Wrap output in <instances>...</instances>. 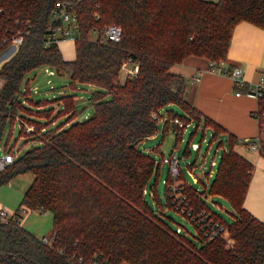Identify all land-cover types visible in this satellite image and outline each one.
<instances>
[{
    "label": "trees",
    "instance_id": "16d2710c",
    "mask_svg": "<svg viewBox=\"0 0 264 264\" xmlns=\"http://www.w3.org/2000/svg\"><path fill=\"white\" fill-rule=\"evenodd\" d=\"M63 3L76 14L72 61L63 59L56 42H49L50 26L56 25L51 13ZM240 22L264 28V0H0V42L23 34L15 54L0 66V136L16 110L44 119H29L41 144L0 171V186L19 174L33 175L13 216L0 219V264H264V223L243 206L253 165L234 150V137H227L208 188L230 204L231 223L208 211L202 199L205 189L198 192L188 185L181 172L175 179L193 214L205 212L208 220L223 227L210 238L192 222L198 244L169 228L145 201L146 186L160 162L136 147L162 131L153 114L161 115L168 105L182 112L165 110L170 118L210 127V142L224 132L187 101L186 81L170 67L189 56L214 64L224 61ZM109 25L120 27L118 42L91 39L93 29ZM125 61L138 70L123 80ZM39 67L97 87L90 97L92 115L73 122L76 111L70 96L60 98L55 117L53 108L36 112L24 107L20 84ZM29 101L35 108L47 104ZM60 115H66L65 121L51 127ZM255 116L264 134V90ZM19 125L21 136L24 128ZM173 129L177 137L180 129L175 124ZM259 152L264 157V139ZM171 182L168 175L165 205L173 209ZM20 208L52 215L47 243L21 226Z\"/></svg>",
    "mask_w": 264,
    "mask_h": 264
},
{
    "label": "rangeland",
    "instance_id": "374dc122",
    "mask_svg": "<svg viewBox=\"0 0 264 264\" xmlns=\"http://www.w3.org/2000/svg\"><path fill=\"white\" fill-rule=\"evenodd\" d=\"M90 37L93 39L92 35ZM74 42V39L59 41L58 48L63 59L67 61L69 58H71L70 60L74 59ZM17 49L18 46L13 43L3 47L0 50V62L3 63L8 60L15 54ZM47 70L48 68L46 67H39L29 71L24 76L20 84V90L26 95V97L21 96L20 98L26 101L23 102L24 107L36 112L53 108L51 116L55 117L56 112L61 110L62 101L60 98L70 96L73 98V105L76 111L73 122H80L89 118L93 113L90 97L98 88L90 84L73 81L70 79L68 73L58 74L53 72V75H48ZM120 77L123 79V72L120 73ZM26 91H29V93ZM104 99H109V95H105ZM29 100H32L33 103L47 101V104L40 107V110H37L35 104L30 105L31 102ZM12 106L14 108L16 104L13 103ZM165 110H172L178 115L182 113L176 106L164 109L161 113ZM23 111L22 113L20 110H16V116H13V114L9 115L5 121L0 136V158L7 152H10L13 156H18L29 148L41 144V140L37 135H40V133H32L33 126L30 124L29 119H40L41 121L44 120L43 117H37L41 114L30 112L29 110ZM65 119L66 115H60L54 120L55 124H52L51 127L60 125ZM19 123L24 128L23 136L19 135ZM178 133L179 135L176 137L173 122L169 121L167 128L162 129L150 140L142 139L138 141L136 147L151 156L156 164L160 162L158 170L152 174L146 186L145 201L154 213H157L164 219L169 228L174 231L179 228L181 230L180 235H186V237L194 239L193 236L196 234V229L192 221L175 209L166 207L165 205L164 181L169 175V168L167 164L161 162V159L168 158L172 154L176 156L185 182L197 189L198 192H202L205 189L202 199L208 211L216 215L223 222L231 223L234 216L230 204L221 197L211 195L208 190L210 182L215 175L219 157L223 150L226 149L227 142L223 135L217 137L215 141L210 142L211 130L204 129L201 124H197L192 120L180 129ZM219 141L222 143L220 147H218ZM257 141L255 140V142ZM193 144L198 145L199 148H193ZM192 176L203 180V183H194ZM32 180V174L23 173L12 178L7 184L1 185V208L7 212V208H12L8 213H14L19 207L23 191L28 188ZM152 194H154V197H152ZM18 213L23 219L22 226L27 231L40 239L49 237L52 232V215L49 212H25L20 208ZM194 241L198 244L195 239Z\"/></svg>",
    "mask_w": 264,
    "mask_h": 264
},
{
    "label": "crops",
    "instance_id": "0c3cea01",
    "mask_svg": "<svg viewBox=\"0 0 264 264\" xmlns=\"http://www.w3.org/2000/svg\"><path fill=\"white\" fill-rule=\"evenodd\" d=\"M58 43L59 41L57 46ZM70 59L68 61H72ZM1 64L2 62L0 66ZM209 64L210 62L205 58L189 56L182 62L173 64L170 72L185 79L187 101L204 117L224 129L221 135L226 139L229 135L234 137L237 140L234 150L253 165L243 206L251 215L264 223V157L260 155L259 150H248L241 146V141L244 139L260 142L264 136L260 133L255 116L257 100L241 91V88H248L261 78L264 85V28L246 22L238 23L232 31L226 59L216 64L223 72L239 69L243 86L234 84L226 74L211 72ZM2 86L3 80L0 79V90ZM238 92L240 95H236ZM172 106L174 105H168L165 109ZM36 109L40 110V107ZM197 124L212 132V129L206 127L202 121ZM167 127L168 125L165 124L162 129ZM156 135L147 139L150 140ZM200 182L203 183V180ZM7 209L8 212L12 210V208ZM19 217L22 226L23 219L20 214Z\"/></svg>",
    "mask_w": 264,
    "mask_h": 264
},
{
    "label": "built area",
    "instance_id": "2783aa9c",
    "mask_svg": "<svg viewBox=\"0 0 264 264\" xmlns=\"http://www.w3.org/2000/svg\"><path fill=\"white\" fill-rule=\"evenodd\" d=\"M51 19L56 25H52L51 34L49 42H58L62 39H74L76 34V14L72 7L63 3L58 5L51 13ZM91 35L94 40H97L101 37V40L105 42H118L121 37V29L116 25H109L103 28L102 31L97 29H93L91 31ZM23 34L17 33L13 35L9 40H2L0 42V46L6 42L13 43L19 46L22 43ZM211 72H219L222 74H226L229 78L234 82V84L243 86V82L241 79V71L239 69H233L229 72H223L220 68L216 66V64L210 62L209 64ZM138 67L136 64L131 63L130 61H125L121 65V72H123V79L126 77H134L137 74ZM48 75H53V71L48 69ZM264 90L263 79L261 78L258 82L252 84L247 88L245 95L248 97H252L254 99H258L262 96ZM236 95H240V93H236ZM153 117L157 119L158 124L160 125V129L162 126L166 124V122L172 121L179 129H182L186 124L178 118H170L166 112L161 113V115L153 114ZM241 146L248 150H260V142L251 141L248 139H244L241 141ZM193 148L198 149L199 146L196 144L192 145ZM16 156H13L10 152H7L3 157L0 158V171L3 170L7 165L11 164ZM162 163L167 164L169 168V176L172 182L168 184V190L170 192V197L172 198V203L174 205L173 209L180 212L186 218L195 222L199 229L204 233L205 236L212 238L216 236L223 230V227L218 225V223H214L207 219V214L205 212H201L197 215H194L192 210L188 207V202L184 196L180 195V188H178L175 184V179L180 174L179 162L178 158L173 154L168 158H163ZM192 180L194 183H197L199 178L192 176ZM13 216V213H8L4 209L0 207V219L2 221H7L10 217ZM177 233H180L181 230L178 228ZM48 239L43 238V242L47 243Z\"/></svg>",
    "mask_w": 264,
    "mask_h": 264
},
{
    "label": "water",
    "instance_id": "95a60500",
    "mask_svg": "<svg viewBox=\"0 0 264 264\" xmlns=\"http://www.w3.org/2000/svg\"><path fill=\"white\" fill-rule=\"evenodd\" d=\"M157 128H158V130H159V129H160V125H158V127H157Z\"/></svg>",
    "mask_w": 264,
    "mask_h": 264
}]
</instances>
